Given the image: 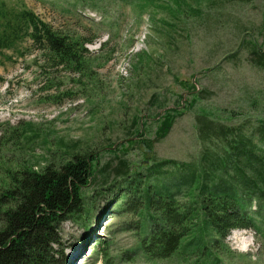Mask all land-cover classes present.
I'll return each mask as SVG.
<instances>
[{
	"label": "rangeland",
	"instance_id": "obj_1",
	"mask_svg": "<svg viewBox=\"0 0 264 264\" xmlns=\"http://www.w3.org/2000/svg\"><path fill=\"white\" fill-rule=\"evenodd\" d=\"M181 1L182 8L174 0H6L76 41L85 70L36 47L29 37L0 51V191L6 169L22 164L11 127L30 123L40 134L32 154L36 170L58 168L75 152L95 151L101 183L111 181L112 168L104 167L120 159L133 168L169 160L200 163L204 151L222 159L226 139H203L202 115L214 126L233 128L229 139L241 130L264 148L256 129L264 123V69L249 58L253 45L264 42V0ZM184 102L171 129L157 138L160 116ZM142 137L151 147L138 140ZM210 161L209 171L215 166ZM165 169L161 183L172 190L179 186L176 200L185 202L184 175L176 167ZM210 181V189L230 193ZM100 188L94 183L83 191L98 206L91 224L119 190L114 185L100 195ZM136 218L106 214L88 229L72 219L62 222L64 264H103L89 248L98 247L99 238L114 264H154L136 249ZM213 239L219 264H264V239L255 229H231L225 240L210 232L207 241Z\"/></svg>",
	"mask_w": 264,
	"mask_h": 264
},
{
	"label": "trees",
	"instance_id": "obj_2",
	"mask_svg": "<svg viewBox=\"0 0 264 264\" xmlns=\"http://www.w3.org/2000/svg\"><path fill=\"white\" fill-rule=\"evenodd\" d=\"M174 1L182 8L181 0ZM25 37L36 47L47 49L65 62L77 64V69L85 70V59L76 41L60 36L33 11L17 10L6 0H0V51L12 48ZM249 58L264 69V42L253 45ZM191 88V93L200 97L201 92L194 85ZM185 104L169 107L160 116L157 138L167 134L181 114L179 108ZM198 121L203 139L213 135L226 139L222 159L204 151L200 163L169 160L137 168L127 159H120L114 167H104V172L112 168V174L111 181L103 183L99 182V171L94 167L100 160L95 151L75 152L70 161L58 168L50 165L36 170L32 154L40 134L35 131V125L11 127L10 137L21 150L18 156L22 164L17 170L6 169V185L0 191V220L3 222L0 264H64L62 222L72 219L88 229L90 225L97 227L106 214L137 217L136 249L154 264L173 260L183 264H219L218 255L214 253L218 242L207 241L210 232L225 240L231 229H255L264 239V148L258 147L255 140L241 130L236 139H229L233 128L227 131L221 124L214 126L213 121L203 115ZM256 129L264 143V123ZM47 140L45 137L43 142ZM138 140L151 147V141L143 137ZM7 144L8 141L4 143ZM209 160L215 165L210 171L206 163ZM230 163L233 169L227 178ZM166 166L176 167L184 175L181 179L188 186L185 202L176 200L179 186L172 190L161 183ZM209 180L213 188H228L230 193L210 189ZM94 183L104 188L100 195L107 194L106 190L114 185L119 190L111 195L96 224H91L95 217L91 211L98 206L97 202L87 200L83 191ZM96 242L98 247H90L91 255L101 258L103 264H114L107 242L101 238Z\"/></svg>",
	"mask_w": 264,
	"mask_h": 264
},
{
	"label": "bare ground",
	"instance_id": "obj_3",
	"mask_svg": "<svg viewBox=\"0 0 264 264\" xmlns=\"http://www.w3.org/2000/svg\"><path fill=\"white\" fill-rule=\"evenodd\" d=\"M73 255V254H72Z\"/></svg>",
	"mask_w": 264,
	"mask_h": 264
}]
</instances>
